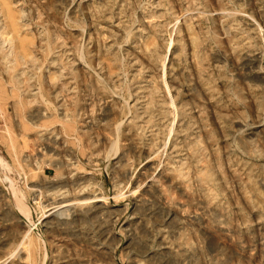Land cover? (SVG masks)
Instances as JSON below:
<instances>
[{
  "label": "rangeland",
  "instance_id": "obj_1",
  "mask_svg": "<svg viewBox=\"0 0 264 264\" xmlns=\"http://www.w3.org/2000/svg\"><path fill=\"white\" fill-rule=\"evenodd\" d=\"M0 264H264V0H0Z\"/></svg>",
  "mask_w": 264,
  "mask_h": 264
},
{
  "label": "bare ground",
  "instance_id": "obj_2",
  "mask_svg": "<svg viewBox=\"0 0 264 264\" xmlns=\"http://www.w3.org/2000/svg\"><path fill=\"white\" fill-rule=\"evenodd\" d=\"M12 25V24H11ZM4 61V60H3ZM68 128V127H67ZM66 202V201H65ZM83 202V201H82ZM58 204H60V203H58ZM60 205H62V204H60ZM65 206V205H64ZM28 216V215H27ZM27 261V260H26Z\"/></svg>",
  "mask_w": 264,
  "mask_h": 264
}]
</instances>
